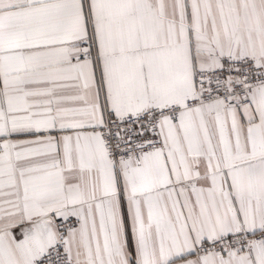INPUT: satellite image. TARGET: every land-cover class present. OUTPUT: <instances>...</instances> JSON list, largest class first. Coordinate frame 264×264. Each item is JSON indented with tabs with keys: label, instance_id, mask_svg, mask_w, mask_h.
<instances>
[{
	"label": "snow or ice",
	"instance_id": "6c2138e0",
	"mask_svg": "<svg viewBox=\"0 0 264 264\" xmlns=\"http://www.w3.org/2000/svg\"><path fill=\"white\" fill-rule=\"evenodd\" d=\"M0 264H264V0H0Z\"/></svg>",
	"mask_w": 264,
	"mask_h": 264
}]
</instances>
